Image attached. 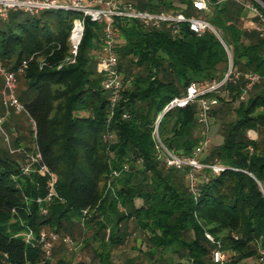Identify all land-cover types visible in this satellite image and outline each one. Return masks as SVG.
Listing matches in <instances>:
<instances>
[{
  "label": "trees",
  "instance_id": "trees-1",
  "mask_svg": "<svg viewBox=\"0 0 264 264\" xmlns=\"http://www.w3.org/2000/svg\"><path fill=\"white\" fill-rule=\"evenodd\" d=\"M245 3L264 17L257 0H210L209 10L200 13L218 34L211 29L198 34L186 23L156 28L118 17L122 87L114 105L98 66L103 24L86 18L74 56L73 11H12L2 19L0 60L13 70L28 62L18 79L24 85L18 86V96L36 132L24 145L22 130L11 126L17 116L12 114L6 126L16 132L14 147L24 151L11 153L4 137L0 143V264H72L58 254L63 241L47 256L38 240L26 242L29 230L76 240L79 229L81 244H97L99 264H116L114 254L126 243L138 253L124 264L147 259L150 264H246L259 258L264 247V37L243 24L251 19ZM135 5L151 12L199 13L188 0ZM230 56V79L240 73L239 80L227 79L203 96L219 100L210 128L212 117L220 121L223 141L199 156L207 165L201 171L169 167L155 137L158 120L161 142L177 155L192 156L200 141V102L166 108L193 82L225 80ZM248 72L259 73L261 80L242 99ZM3 85L0 76V90ZM34 145L43 160L24 174L21 167ZM211 165L223 169L215 173ZM51 174L57 181L48 198ZM217 250L224 255L221 262L214 259Z\"/></svg>",
  "mask_w": 264,
  "mask_h": 264
},
{
  "label": "built area",
  "instance_id": "built-area-1",
  "mask_svg": "<svg viewBox=\"0 0 264 264\" xmlns=\"http://www.w3.org/2000/svg\"><path fill=\"white\" fill-rule=\"evenodd\" d=\"M148 1V0H144ZM192 6L199 12H205L209 10L210 0H188ZM123 0H0V18L6 19L12 11H23L30 14H36L44 10H69L81 14L80 19L74 21V26L71 33V44L73 47L74 56L77 55L78 47L82 41L85 20L90 18L92 21L103 24V43L101 53L98 56L99 65L101 70L106 75L104 82L105 88L113 92L111 98L112 104L114 105L120 97V91L122 87L121 76L118 70L119 56H118V44L120 42V31L116 23L118 17H126L129 19H138L143 22L146 26H152L159 28L166 25L168 28H172L182 23L189 25L190 29L198 34L204 33L207 29L213 30L218 34L214 26L204 18L196 16H188L184 11H161L151 12L148 10H141L133 3H122ZM245 6L250 10L252 18L260 17V23H255L252 19L249 26L255 28L264 37V17L262 14L253 6L251 3H245ZM182 8H186L185 6ZM176 33V30H173ZM229 54H231L229 48H227ZM28 65L27 61L23 63L17 69H9L0 60V75L4 78V86L1 91L2 101L4 104V111L0 112V133L4 135V140L8 145L11 153H17L24 151L23 148H16L12 145L11 138L5 125L8 119L13 113L17 115L27 114L30 118L33 131L36 132V122L29 115L25 105L20 101L18 96V77L25 72ZM230 73L226 75L225 80L222 82H215L211 85H201L193 82L191 83L186 93L173 99L167 106L166 110H170L175 107H186L189 104L199 101L200 102V113L198 120L200 124V141L196 146L192 156H180L171 152L162 142L158 133V125L160 119L157 122L155 137L159 146L166 153V161L169 167L182 169L185 166H191L192 170L201 171L207 165L203 164L199 156L207 150L211 145V134H210V117L214 106L218 105L219 100L217 97H203L208 92L215 91L222 87L227 79H230ZM241 77L240 73H236L234 78L230 79L236 82ZM246 80V86L242 99H244L248 92L261 80V75L257 72H248L244 74ZM35 152L27 153L26 162L22 165V172L24 174L30 173L33 168L41 164L43 157L40 149L37 145H34ZM213 172H219L223 169L220 165H211ZM42 172H48L49 169L46 165L41 166ZM191 187L195 193H197V183L195 181L193 173L190 174ZM57 179L51 174V192L48 198L53 196L55 191V183ZM45 212V211H44ZM209 238L211 236L207 234ZM26 242L28 244L35 245V241L43 244L47 256L52 255L53 246L58 241H63L70 248H76V242L70 235L62 236L56 231L40 232L39 236H36L32 230H29L25 235ZM216 262L224 260V255L221 251L217 250L214 255ZM259 260L264 264V247L259 248Z\"/></svg>",
  "mask_w": 264,
  "mask_h": 264
},
{
  "label": "rangeland",
  "instance_id": "rangeland-1",
  "mask_svg": "<svg viewBox=\"0 0 264 264\" xmlns=\"http://www.w3.org/2000/svg\"><path fill=\"white\" fill-rule=\"evenodd\" d=\"M140 1H144V0H123L124 3H133V4L139 3ZM74 13H75L74 14V19L75 20L76 19H80L82 17L81 14L76 13V12H74ZM192 16H196V17H199V18H204L203 17L204 15L201 14L200 12L199 13L195 12ZM250 17H251V19H253L251 12L249 14V18ZM251 19H247L246 21H244L243 24L245 25V24L250 23ZM3 22L4 21L2 20V18H0V30H5V26L3 25ZM98 66L101 69L100 65H98ZM19 77H18V79H19ZM1 81L4 82V78L2 76H1ZM18 86H19V88H23L24 87V85L21 82V80H19ZM2 89L0 90V95H1ZM238 105H239V101L234 103L233 107L236 108ZM3 111H4V104H3L2 112ZM230 113H231V110L227 114H225V116L227 118H229L230 117ZM13 114H15V113H13ZM223 115H224V113H223ZM9 119H8V121H9ZM12 121H13L12 123L15 125L14 128L17 125L22 130L20 132H22L21 134H23V136L25 137L23 144L24 145H29L30 141L32 140V137H33V125H32V122H31L30 118L28 117V115L24 113L22 115L14 116ZM5 129L9 133L10 138H11V142H12V145H13V141L15 139L16 132H10L9 128H7L6 125H5ZM210 134H211V140H212L211 144L216 145V144H219V143H221L223 141L222 124L220 123V121H215L214 117H212V121H211ZM251 136L253 138L256 137L255 133H252V132H251ZM2 137H4V135L0 133V143L1 144L4 143ZM130 227L134 228V223H130ZM79 234H80L79 233V229H76L75 230V235H74L77 238L75 240L76 246H77L76 248H70L67 244L64 243L63 246L60 247L61 249L58 251V254L62 255V256H65L67 258V260H69L72 264H99V260L95 258V251L97 250V244L96 243H92L91 245L84 246V244H81V242H79L81 240L80 238H78ZM134 237L137 238V237H139V235L138 234L134 235ZM134 243H136V241ZM137 245H139V246L142 245L140 239H138V244ZM143 247L146 248V246H143ZM137 253L138 252L136 250L132 249V246H131L130 243H126V245H123L122 247H120V248H118L116 250V252L114 254V257H113L114 258V262L116 264H124V262L129 257H135L137 255ZM137 264H150V260L147 259L144 262L138 261ZM246 264H262V263L260 262V260L258 258V259H251L250 261L246 262Z\"/></svg>",
  "mask_w": 264,
  "mask_h": 264
},
{
  "label": "water",
  "instance_id": "water-1",
  "mask_svg": "<svg viewBox=\"0 0 264 264\" xmlns=\"http://www.w3.org/2000/svg\"><path fill=\"white\" fill-rule=\"evenodd\" d=\"M263 7H264V1L263 0H257ZM233 68V61H232V57L230 56V67H229V73Z\"/></svg>",
  "mask_w": 264,
  "mask_h": 264
},
{
  "label": "crops",
  "instance_id": "crops-1",
  "mask_svg": "<svg viewBox=\"0 0 264 264\" xmlns=\"http://www.w3.org/2000/svg\"><path fill=\"white\" fill-rule=\"evenodd\" d=\"M11 126H14V124L12 123Z\"/></svg>",
  "mask_w": 264,
  "mask_h": 264
}]
</instances>
